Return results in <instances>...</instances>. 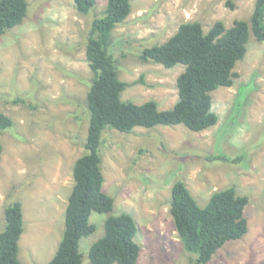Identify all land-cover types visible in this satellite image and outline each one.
<instances>
[{
	"label": "rangeland",
	"instance_id": "rangeland-1",
	"mask_svg": "<svg viewBox=\"0 0 264 264\" xmlns=\"http://www.w3.org/2000/svg\"><path fill=\"white\" fill-rule=\"evenodd\" d=\"M28 2L24 22L0 38V112L13 120L0 135V233L5 207L20 203L24 231L19 260L49 264L62 239L73 167L85 152L88 134V28L102 17L107 0H97L87 16L76 12L72 0ZM254 4L133 1L131 15L112 33L126 45L125 56L114 50L119 80L129 84L121 99L137 105L153 100L159 110L171 109L184 66L144 63L138 43L143 42L144 49L162 45L186 22H199L205 33L216 22L230 28L236 20L250 21ZM247 47L234 69V85L212 93L216 126L199 133L183 125L103 131V190L114 199V208L110 214L91 215L96 230L80 242L82 264H92L89 251L104 236L108 216L122 213L137 225V264L194 263L197 255L185 249L169 212L171 188L178 181L200 207L226 188L249 199L244 213L247 234L227 243L208 264H264V43L251 33Z\"/></svg>",
	"mask_w": 264,
	"mask_h": 264
},
{
	"label": "trees",
	"instance_id": "trees-1",
	"mask_svg": "<svg viewBox=\"0 0 264 264\" xmlns=\"http://www.w3.org/2000/svg\"><path fill=\"white\" fill-rule=\"evenodd\" d=\"M72 1L81 16L90 14L97 4V0ZM133 1L107 0L102 17L91 21L88 28L86 61L92 72L85 98L88 134L85 152L73 167L74 186L65 210L62 239L49 264H82L80 242L96 230L90 221L91 215L113 211L114 199L103 190L105 179L100 154L103 131L110 128L130 133L137 127L183 125L199 133L216 126L219 118L212 110V93L234 85L238 77L234 69L248 52L251 33L258 42L264 43V0H255L250 21L236 20L230 28L216 22L205 33L199 22L183 23L162 45L144 49L143 42L138 43L139 58L144 63L168 69L179 64L184 66L176 80L178 100L174 106L161 111L153 100L142 105L123 101L121 95L129 84L119 80V60L114 50L123 53L126 45L121 39L114 40L112 33L131 15ZM28 9V0H0V38L24 22ZM12 126L13 120L0 112V135ZM2 153L0 139V163ZM221 160L227 158L221 157ZM248 203V197L239 196L234 188H226L215 191L206 206L200 207L184 182L172 185L169 212L185 249L197 255L191 264H208L227 243L247 234L244 213ZM4 221L0 233V264H21L19 240L24 228L20 203L5 207ZM137 231L131 215L108 216L104 236L90 248V262L137 264L141 251L135 241Z\"/></svg>",
	"mask_w": 264,
	"mask_h": 264
}]
</instances>
